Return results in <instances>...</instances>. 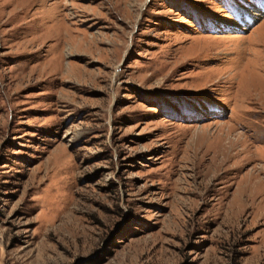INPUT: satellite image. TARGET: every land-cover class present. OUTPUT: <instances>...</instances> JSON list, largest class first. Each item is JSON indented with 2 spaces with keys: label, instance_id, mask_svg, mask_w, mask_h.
I'll return each mask as SVG.
<instances>
[{
  "label": "rangeland",
  "instance_id": "374dc122",
  "mask_svg": "<svg viewBox=\"0 0 264 264\" xmlns=\"http://www.w3.org/2000/svg\"><path fill=\"white\" fill-rule=\"evenodd\" d=\"M258 1L0 0V264H264Z\"/></svg>",
  "mask_w": 264,
  "mask_h": 264
},
{
  "label": "bare ground",
  "instance_id": "6f19581e",
  "mask_svg": "<svg viewBox=\"0 0 264 264\" xmlns=\"http://www.w3.org/2000/svg\"><path fill=\"white\" fill-rule=\"evenodd\" d=\"M263 2H264V0H262ZM258 3L259 4H261V2H260V0L258 1ZM262 7H263V9H264V4L262 5ZM254 9V8H253ZM256 12H259L258 10H257V8L255 7V9L252 11V13H255V14H257ZM260 13V12H259ZM244 16H245V14H243ZM248 15H249V13H248ZM255 15L254 14H251L250 16H249V21H253L254 19H255V17H254ZM248 21V20H247Z\"/></svg>",
  "mask_w": 264,
  "mask_h": 264
}]
</instances>
